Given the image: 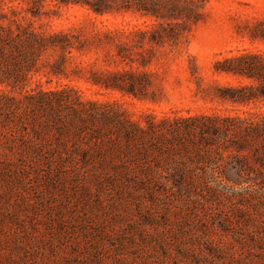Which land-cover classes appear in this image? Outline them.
Listing matches in <instances>:
<instances>
[{
    "label": "rangeland",
    "instance_id": "374dc122",
    "mask_svg": "<svg viewBox=\"0 0 264 264\" xmlns=\"http://www.w3.org/2000/svg\"><path fill=\"white\" fill-rule=\"evenodd\" d=\"M196 1L0 0V264H264V0Z\"/></svg>",
    "mask_w": 264,
    "mask_h": 264
},
{
    "label": "trees",
    "instance_id": "16d2710c",
    "mask_svg": "<svg viewBox=\"0 0 264 264\" xmlns=\"http://www.w3.org/2000/svg\"><path fill=\"white\" fill-rule=\"evenodd\" d=\"M200 1L203 0H197L196 3H199ZM217 69L219 71L245 75L260 82L258 88L254 86H244L234 91L235 94L231 97L235 102L243 103L264 96V54H245L233 59H226L223 62H219ZM248 89L251 91L249 94L246 93V90ZM256 89L259 91L257 92ZM253 129L259 133L264 130V124Z\"/></svg>",
    "mask_w": 264,
    "mask_h": 264
}]
</instances>
